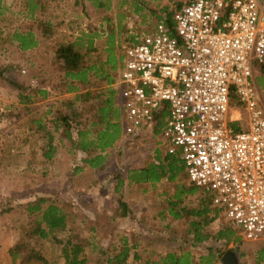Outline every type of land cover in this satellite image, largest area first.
<instances>
[{
	"label": "built area",
	"instance_id": "2783aa9c",
	"mask_svg": "<svg viewBox=\"0 0 264 264\" xmlns=\"http://www.w3.org/2000/svg\"><path fill=\"white\" fill-rule=\"evenodd\" d=\"M166 1L174 30L163 21L144 34L130 29L121 47L124 136L138 138L164 120L161 141L188 181L245 241H263L264 109L253 65H264V0ZM235 106L244 116L238 131Z\"/></svg>",
	"mask_w": 264,
	"mask_h": 264
},
{
	"label": "crops",
	"instance_id": "0c3cea01",
	"mask_svg": "<svg viewBox=\"0 0 264 264\" xmlns=\"http://www.w3.org/2000/svg\"><path fill=\"white\" fill-rule=\"evenodd\" d=\"M20 1L18 18L29 20L31 24L29 30L23 33L32 34L36 42L34 47L22 50L29 54L30 63L34 64V70L38 75L37 80H32L36 87L30 101L35 102L32 107L43 105L35 111L31 110L32 114L29 117L32 118H30L28 128L22 131L30 134L29 142L26 144L27 148H31L30 158H45L44 155L48 154L47 148L52 145L56 148V153L52 158H80V161L76 163L80 168L74 173L82 174L86 168L92 169L87 163L82 162L83 159L99 155L103 158V166L92 169L95 172V178L91 180L90 186L85 187L88 191L83 193L93 192L99 202H106L107 199H112L111 192L123 196L122 191L129 192L132 188L136 193L130 201L138 211L140 221L149 222L140 223L139 226L147 229L149 224L152 226L154 221L160 220L159 218L169 217L175 220L186 219L188 229L190 221L186 213L181 211L183 208H186L187 212L195 209L199 197L197 193L188 192L192 186H188L190 182L186 183L187 181L184 180V177L187 178L184 170L173 182L166 178L155 183H128L126 180L127 172L143 169L149 164L163 165L167 157L175 158L179 166L183 168L180 159L167 154V148L161 141L164 120H159L154 129L139 136L152 139L151 144L154 148H150L149 154L143 160L127 158V163L133 165V168L127 170L125 176H119L120 180H124L122 186L119 185L118 178L115 182L107 174L109 158H112V154L117 151L119 145H124L126 142L123 133L124 120L118 110V107H121V99L117 81L123 54V51L120 53L119 50L122 47L120 43L129 42L130 29L137 34L153 31L160 17L166 13V10H172L173 6L169 5L166 0H120V3L117 0ZM16 32L22 33L21 30ZM60 45H72L74 50L81 55L79 71L66 75L65 71L60 68L56 72L55 49ZM44 63H48L45 69L41 67ZM52 74L53 79L49 77ZM55 76L58 79H55ZM57 112L68 116V121L73 126L69 132L73 142L67 139L63 128L55 131L51 121ZM110 112H117L118 116L112 119L109 117ZM41 120L43 122L40 130L45 125L50 134L49 138H42L38 125L33 123ZM242 120L244 116L240 115L239 109L236 106L232 107V125L238 126L237 128L241 130L244 128ZM116 125L120 128L119 138H116L114 133ZM75 132L79 133V136ZM20 145H25V142H21ZM100 145L109 147L105 146L104 150L99 151L96 147ZM60 147L62 152L59 151ZM80 147H87V149L82 150ZM50 161L52 160L47 162ZM73 176V174L68 176V179ZM182 178L186 182H183ZM170 188L171 191H169ZM176 196L179 197L178 200ZM119 201L127 207L126 216H131L132 212L136 211L129 206L125 196L122 200L118 198L117 204ZM135 213L133 212V215ZM224 226L232 228L225 217L219 215L206 228V231L213 235ZM146 233L152 235L155 232L148 229ZM236 237L238 242L230 243L229 248L238 249L241 242L243 246L248 243L240 236L239 231L236 232ZM250 243L248 245L254 246L255 252H246L244 259L242 261L238 259V263L264 264V248L261 247V243ZM8 245L6 254L12 247V243ZM151 247L153 246L150 242L149 248L145 247L142 251L149 253ZM257 248H259L258 251ZM135 252L138 251L134 250L132 253ZM132 253L131 256H133ZM249 258H252V261H249Z\"/></svg>",
	"mask_w": 264,
	"mask_h": 264
},
{
	"label": "rangeland",
	"instance_id": "374dc122",
	"mask_svg": "<svg viewBox=\"0 0 264 264\" xmlns=\"http://www.w3.org/2000/svg\"><path fill=\"white\" fill-rule=\"evenodd\" d=\"M118 1L120 3V0ZM20 4V0H6V6L9 8L8 19L0 25V210L4 211L0 216V264H11L10 255L6 254L9 243H12L13 248L15 245L23 247L25 242L20 236L28 219L25 213L23 214L24 210L19 209L17 205L38 197L50 198L61 206L67 216L71 233L85 240V255L90 264H99L103 258L102 254H112L114 247H118L123 240L139 252L140 261L157 260L167 252H178L182 247L195 257L203 253L204 246H193L186 241V219L159 218V221H154L152 226L149 224L148 228L144 229L139 226L144 221H140L138 211L130 201L136 193L132 188L129 192L122 191L123 196L111 192V200L99 202L93 192L83 193L88 191L85 187L90 186L95 172L86 168L85 173H74V170L80 168L76 164L80 158L59 157L45 162L42 158H30L31 148H27V143L20 145L23 140L22 131L28 128L32 118L29 117L31 110L35 111L43 106L32 107L35 102H31L30 98L36 87L32 80H37L38 75L34 64L30 63L29 54L22 52L13 39V34L20 31L19 28L24 32L29 26L28 20L18 18ZM121 45H125L124 42H121ZM119 50L122 53L121 47ZM47 65L48 63H44L41 67L45 69ZM55 70L58 72L56 66ZM49 77L53 79V74ZM253 78L260 105L264 109V78L262 79L256 71L253 72ZM55 79L58 78L55 76ZM125 141L124 145H119L117 151L112 154V158H109L107 174L115 182L119 176H125L126 171L133 168V165L127 163V158L143 160L149 154L150 148H154L152 139L145 136ZM59 151H63L61 147ZM72 174L74 176L68 179ZM184 180L187 182L182 178L183 182L189 183L186 177ZM188 186L193 185L189 183ZM171 190L170 188L169 191ZM124 196L129 206L136 210L133 211L136 212L135 215L133 212L131 216L121 215L116 201L118 198L122 200ZM148 229L155 233L147 234ZM68 234H57V238L63 240ZM150 242L153 246L150 252H143V248H149ZM249 243H245L244 247L241 242L239 248L235 249L241 261L246 252H255V247L249 246ZM258 243L264 248V240ZM45 248L49 261H53L60 251L55 242H47ZM249 261H252V258H249Z\"/></svg>",
	"mask_w": 264,
	"mask_h": 264
},
{
	"label": "trees",
	"instance_id": "16d2710c",
	"mask_svg": "<svg viewBox=\"0 0 264 264\" xmlns=\"http://www.w3.org/2000/svg\"><path fill=\"white\" fill-rule=\"evenodd\" d=\"M178 7V5L176 6ZM174 8L172 10H166L165 14L160 17V21H163L167 27L174 30L173 14ZM7 12L9 8L6 6L5 0H0V25L4 24L8 19ZM29 26L31 27L30 21L28 20ZM21 30V28H19ZM27 30V31H28ZM22 31V30H21ZM13 39L18 43L21 50H28L35 46V40L29 32L19 33L15 32L13 34ZM56 59H57V69H63L65 74L71 72L79 71L81 69V55L76 52L72 45H60L55 49ZM253 71H256L259 76L264 78V65H253ZM2 76V72H0ZM254 79V78H253ZM12 84V83H11ZM255 84V82H254ZM237 103L236 97L232 96V104ZM119 114L123 119L124 113L122 106L118 107ZM118 116L117 112H110L109 117L116 118ZM67 121V123L65 122ZM43 122L34 121V124L38 125L39 133L42 138H49L50 134L46 130V126L43 125L40 130V125ZM51 123L55 127V131L58 128H63L70 142H73L71 135L69 134L70 128L72 126L68 121V116L57 112ZM232 125V124H231ZM112 127V126H111ZM237 131L240 130L232 125ZM114 133L116 138L120 136V128L118 125L115 126ZM79 136V133H76ZM23 140L21 142H29L30 134L28 132H23L21 134ZM107 145H100L96 148L102 151ZM42 148V147H40ZM39 148V149H40ZM80 149H87V147H80ZM47 153L42 160L45 162L53 160V154L56 153V148L54 146H49L47 148ZM83 163H87L92 169H96L103 166V158L99 155L90 158H84ZM184 168L179 166L175 158L167 157L163 165L149 164L143 169L132 170L127 172L126 180L128 183H143L151 182L155 183L163 178L168 181H176V177L183 173ZM75 172L78 169L74 170ZM119 185L124 184V180H117ZM180 192V191H179ZM188 192L197 193L198 195V205L192 211H186L183 208L181 212L186 213L187 219L190 221L188 224V229L186 230V241L191 245L204 246L203 253L195 257L189 250L182 247L178 252H167L164 256L157 260H146L140 261L139 252L132 253L133 247L130 246L125 240L120 241L118 247H114V252L112 254L104 252L102 259L99 264H218L221 257L227 250L236 251L234 247L229 248L230 243H237L238 238L236 237V232L238 230L232 226H224L220 228L215 234L211 235L206 231V228L213 223L222 212L212 205V199L209 193L192 186L188 189ZM178 196L176 199L178 200ZM119 210L123 217L126 216L127 207L122 202H118ZM16 207V206H15ZM19 209H23V214L25 213L28 223L21 232L20 239L24 240V245L22 247L15 245L11 247L8 254L11 258V264H90L87 256L85 255V240L77 237L74 233H71L69 228V223L66 214L63 212L61 206L55 204L50 198L38 197L30 200L28 202L17 205ZM4 211L0 210V216H2ZM69 233L65 235L63 240H58L57 234ZM47 242L57 243L60 247V251L57 257L53 261H49L46 257V244ZM34 244H36L34 246ZM132 251V252H131ZM131 253L133 256H131Z\"/></svg>",
	"mask_w": 264,
	"mask_h": 264
},
{
	"label": "water",
	"instance_id": "95a60500",
	"mask_svg": "<svg viewBox=\"0 0 264 264\" xmlns=\"http://www.w3.org/2000/svg\"><path fill=\"white\" fill-rule=\"evenodd\" d=\"M221 264H239L237 255L232 250H227L221 260Z\"/></svg>",
	"mask_w": 264,
	"mask_h": 264
}]
</instances>
